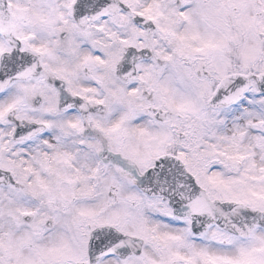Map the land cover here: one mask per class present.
<instances>
[{"label": "snow or ice", "instance_id": "snow-or-ice-1", "mask_svg": "<svg viewBox=\"0 0 264 264\" xmlns=\"http://www.w3.org/2000/svg\"><path fill=\"white\" fill-rule=\"evenodd\" d=\"M0 264H264V0H0Z\"/></svg>", "mask_w": 264, "mask_h": 264}]
</instances>
